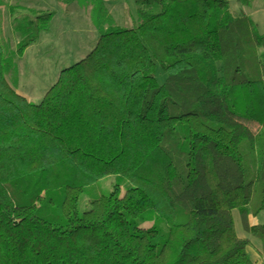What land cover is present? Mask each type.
<instances>
[{"label":"trees","instance_id":"obj_1","mask_svg":"<svg viewBox=\"0 0 264 264\" xmlns=\"http://www.w3.org/2000/svg\"><path fill=\"white\" fill-rule=\"evenodd\" d=\"M129 1L132 25L104 23L37 103L4 77L0 44V264H255L233 209L264 259V222H248L264 214V34L227 0ZM52 16H13L12 54ZM111 174L123 193L79 212Z\"/></svg>","mask_w":264,"mask_h":264},{"label":"rangeland","instance_id":"obj_2","mask_svg":"<svg viewBox=\"0 0 264 264\" xmlns=\"http://www.w3.org/2000/svg\"><path fill=\"white\" fill-rule=\"evenodd\" d=\"M104 11L101 13V25L96 27L94 18L96 10L92 0H72L69 3L63 0H0V44L3 55L4 77L9 84L27 101L37 103L45 91L51 86L61 69L84 57L93 47L100 30L106 28L104 23L114 22L121 26H131L133 12L132 1L128 11L122 14L120 6L122 0H101ZM230 12L233 15H247L256 25L258 33L264 34V0H250L248 4H242L238 0H227ZM11 6V11H9ZM27 9L39 12L52 11L53 16L40 31L38 38L31 42L19 54H12L20 36L11 25L10 19ZM133 15V14H132ZM109 17L110 20L107 18ZM160 70L156 71L159 82L163 79ZM117 183L119 193L122 194L128 182L119 179L114 174L106 175L87 185L79 194L77 209L82 212L89 208V200L100 194H107ZM232 218L239 237L249 241L247 252L255 264L262 263L259 256L260 241L242 227L239 214L236 209L232 211ZM248 222H264L263 212L255 216L248 215ZM147 226L148 223H145Z\"/></svg>","mask_w":264,"mask_h":264},{"label":"crops","instance_id":"obj_3","mask_svg":"<svg viewBox=\"0 0 264 264\" xmlns=\"http://www.w3.org/2000/svg\"><path fill=\"white\" fill-rule=\"evenodd\" d=\"M127 1H129V0H122V2H123V5L125 4V6L127 5ZM123 5H121L120 6V10L122 11V14H124L123 13V11H124V9H123ZM233 15V14H232ZM235 16V15H234ZM259 253H260V255L258 256L257 255V257L255 258L257 261L260 259V261H262V263H260L259 262V264H264V259H263V256H262V253H261V244L259 245Z\"/></svg>","mask_w":264,"mask_h":264}]
</instances>
